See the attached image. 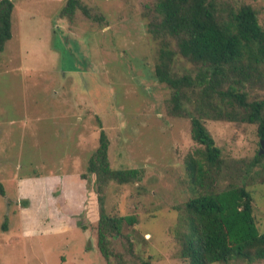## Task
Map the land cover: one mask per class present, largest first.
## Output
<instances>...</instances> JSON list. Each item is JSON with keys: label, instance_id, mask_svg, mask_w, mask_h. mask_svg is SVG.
I'll return each instance as SVG.
<instances>
[{"label": "rangeland", "instance_id": "374dc122", "mask_svg": "<svg viewBox=\"0 0 264 264\" xmlns=\"http://www.w3.org/2000/svg\"><path fill=\"white\" fill-rule=\"evenodd\" d=\"M13 1L0 52V264H189L177 230L194 194L185 158L198 144L188 118L168 115L172 88L155 76L160 44L144 12L157 0H81L101 19L65 14L68 0ZM226 1L252 5L264 27V0ZM174 68L195 67L178 54ZM261 84L247 86L250 98L264 99ZM205 124L230 172L264 149L256 124ZM102 129L112 166L144 172L107 188L108 213L135 218L113 238L125 263L102 256L95 175L81 177ZM246 182L263 231L264 182Z\"/></svg>", "mask_w": 264, "mask_h": 264}, {"label": "trees", "instance_id": "16d2710c", "mask_svg": "<svg viewBox=\"0 0 264 264\" xmlns=\"http://www.w3.org/2000/svg\"><path fill=\"white\" fill-rule=\"evenodd\" d=\"M79 8L92 19L102 18L81 0H68L63 11L72 16ZM14 10L13 0H0V52L13 36ZM144 16L149 18L148 31L160 44L155 76L172 88L167 113L188 118L198 144L185 158L194 194L183 206L177 230L181 257L189 264H256L264 260V230L256 223L246 180L264 182V149L243 161L245 167L236 164L230 172L231 165L205 120L256 124L262 145L264 99L250 98L247 91L248 85L264 86V27L258 11L250 4L234 6L226 0H157ZM178 54L192 63L193 72L175 71ZM110 143L102 129L99 146L81 177L95 175L102 256L125 263L113 238L122 234L125 222L131 224L135 218L108 213L107 188L112 182H138L144 172L112 166ZM0 193L5 195L1 182ZM79 227L87 229L81 222ZM139 264H150V260L140 258Z\"/></svg>", "mask_w": 264, "mask_h": 264}, {"label": "water", "instance_id": "95a60500", "mask_svg": "<svg viewBox=\"0 0 264 264\" xmlns=\"http://www.w3.org/2000/svg\"><path fill=\"white\" fill-rule=\"evenodd\" d=\"M264 146V140H262V147ZM263 153V149L260 151V154Z\"/></svg>", "mask_w": 264, "mask_h": 264}]
</instances>
